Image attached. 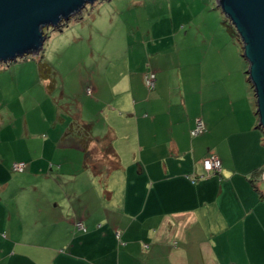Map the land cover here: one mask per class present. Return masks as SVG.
Masks as SVG:
<instances>
[{
  "label": "crops",
  "instance_id": "obj_1",
  "mask_svg": "<svg viewBox=\"0 0 264 264\" xmlns=\"http://www.w3.org/2000/svg\"><path fill=\"white\" fill-rule=\"evenodd\" d=\"M212 42L201 72L150 65L154 93L121 95L122 111H103L95 160L66 120L53 139L38 138L48 125L32 132L27 120L16 161L29 171L13 174L16 161L0 151V264H264V136L232 97L230 42L218 55ZM83 116L72 121L90 125ZM198 119L206 131L194 139ZM208 148L222 162L211 177Z\"/></svg>",
  "mask_w": 264,
  "mask_h": 264
},
{
  "label": "rangeland",
  "instance_id": "obj_2",
  "mask_svg": "<svg viewBox=\"0 0 264 264\" xmlns=\"http://www.w3.org/2000/svg\"><path fill=\"white\" fill-rule=\"evenodd\" d=\"M46 33L39 57L0 63V142L6 143L0 151L8 160L16 161L22 155L18 144L28 137L27 120L32 132L48 125V133L38 138L53 139L59 117L68 122L67 128L83 129L84 123L72 121L82 112L94 138V126H107L104 110L122 111L121 95L132 100L138 94L146 97L155 92L145 83L141 86L142 70L145 74L155 72L150 65L160 64L170 67L175 76L181 71L184 76L191 70L201 72L202 63L211 58V41L217 55L224 42H230L232 97L236 106L249 114L244 119L258 121L259 126L257 99L244 70L248 62L243 44L216 0H99L96 6L88 5L81 16L70 19V24ZM223 57L229 59L226 52ZM245 84L253 94L251 103ZM63 125L59 122L57 126ZM259 132L264 136V130L259 128ZM92 156L90 160H95V153ZM14 163L27 164L25 172L29 171L27 162ZM53 164L57 170L58 164ZM83 186V180H77V189Z\"/></svg>",
  "mask_w": 264,
  "mask_h": 264
},
{
  "label": "water",
  "instance_id": "obj_3",
  "mask_svg": "<svg viewBox=\"0 0 264 264\" xmlns=\"http://www.w3.org/2000/svg\"><path fill=\"white\" fill-rule=\"evenodd\" d=\"M99 0H0V63L39 57L47 30L60 29ZM243 44L264 130V0H216ZM262 179L264 180V174Z\"/></svg>",
  "mask_w": 264,
  "mask_h": 264
},
{
  "label": "built area",
  "instance_id": "obj_4",
  "mask_svg": "<svg viewBox=\"0 0 264 264\" xmlns=\"http://www.w3.org/2000/svg\"><path fill=\"white\" fill-rule=\"evenodd\" d=\"M144 83L146 87L149 89L150 92L154 91L156 89V84H157V75L155 72H148L144 75ZM88 95H92V90L88 89L87 90ZM205 132V124L201 119H198L196 121V127L195 129L191 132V135L193 137H197ZM202 165L205 170V177H211L215 173H220L222 171V162L220 158L214 154L211 153L209 154L206 158L202 160ZM27 169V164L25 163H15L13 165V170L15 172L23 173ZM76 228L80 231H83L84 233L87 232V228L84 225L83 222H77L76 223ZM121 232L116 231L115 236L119 242L122 243L121 240Z\"/></svg>",
  "mask_w": 264,
  "mask_h": 264
},
{
  "label": "trees",
  "instance_id": "obj_5",
  "mask_svg": "<svg viewBox=\"0 0 264 264\" xmlns=\"http://www.w3.org/2000/svg\"><path fill=\"white\" fill-rule=\"evenodd\" d=\"M228 31H229L230 33H233V30H232V29H229ZM41 65H42V64H41ZM42 66H44V65H42ZM42 66H41V70H42V68H43ZM42 74H45V73H44V68H43V72H42ZM82 127H83V129H81L80 127L77 126V129H78V130H76V129L73 128V131H77L78 135L82 137V143H83V147H84V149H85V151H86V157H87V160L90 161V158H91V156H92V153L89 151V147H90V143H92V142L94 141V138H92V128H91L90 125H85V124H84ZM205 131H206V127H205ZM112 150H113L112 147H108V148H107V152H106L105 154L110 155L109 152L112 151ZM112 152H113V151H112ZM209 154H211V153H209ZM209 154H208V155H209ZM205 158H206V157H205ZM263 174H264V170L258 172V173L256 174V177H258V178H262ZM252 183H253V185L255 186V182H254V180H253Z\"/></svg>",
  "mask_w": 264,
  "mask_h": 264
}]
</instances>
